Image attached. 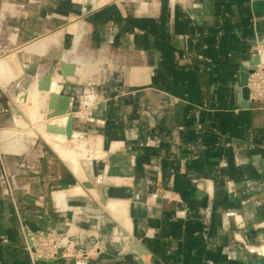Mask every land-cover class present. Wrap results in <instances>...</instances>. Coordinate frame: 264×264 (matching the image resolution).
Instances as JSON below:
<instances>
[{
  "label": "crops",
  "instance_id": "obj_1",
  "mask_svg": "<svg viewBox=\"0 0 264 264\" xmlns=\"http://www.w3.org/2000/svg\"><path fill=\"white\" fill-rule=\"evenodd\" d=\"M78 1L0 0V54L70 21L62 60L82 72L58 94L71 99L74 130L92 133L104 151L83 173L104 174L112 215V203L124 205L113 217L130 246L88 264H264V109L239 88L242 68L264 50V0H188L174 10L170 0ZM73 24L77 33L67 31ZM42 153H7L11 174L23 156L44 158L36 177L24 165L17 177L30 188L16 194L25 233L0 187V264H30L27 233L65 231L69 209L54 210L49 193L78 182ZM104 219L101 234L116 233Z\"/></svg>",
  "mask_w": 264,
  "mask_h": 264
},
{
  "label": "rangeland",
  "instance_id": "obj_2",
  "mask_svg": "<svg viewBox=\"0 0 264 264\" xmlns=\"http://www.w3.org/2000/svg\"><path fill=\"white\" fill-rule=\"evenodd\" d=\"M75 2H79L78 0H73ZM188 0H170V5L172 10L176 8L178 4H186ZM70 21L66 22V28L68 26V23ZM64 28H61L60 30H50L40 36L39 38H36L32 43L39 42L40 40L46 39L48 36L52 37L55 34L58 33L61 34L62 30ZM17 33V32H16ZM62 34H65L63 32ZM60 35L58 38V41H61V37L63 35ZM51 35V36H50ZM48 37V38H49ZM59 42L51 40L50 43H48L47 50L44 53L46 57L52 58L53 62L51 64V69L55 71V73L60 69L59 63L62 60V54L66 51L63 46H59ZM25 47V46H24ZM24 47L21 48H15L12 52L6 53L7 51H4L0 54V59L12 57V55H15L14 52L17 53V51H22ZM261 47L264 48V42L261 43ZM260 53H264V50H260ZM11 55V56H9ZM22 77V76H21ZM20 77V78H21ZM19 78V80H20ZM39 79H35L30 83L29 86L32 87V85L37 84ZM68 79H65L63 81V84L66 83ZM88 82V81H87ZM86 79L81 80V84L84 86L90 84L87 83ZM62 83V82H61ZM59 84V86L61 85ZM20 84V85H19ZM19 85V86H18ZM18 86V87H17ZM21 91L19 93L18 97H15L12 91H6V99L9 102H13L15 109L17 111V114L12 116L10 113L2 114L0 116V187L2 194L12 202L15 208V212L17 214V217L19 219L20 227L22 230H26L25 226L22 224L21 215H20V209H18V203L16 202V194L18 191L23 190L26 193L30 192V188L26 186H21L17 183V177L24 174L23 171H21L22 165L26 166V168H30V175L32 178L36 177L38 173L36 170L37 162H39L40 159H43L42 155H30L31 157L23 156L22 161L17 165L16 172L14 174H11L9 171V168L7 167L8 163V155L7 153L11 154V151L13 149H17V147L21 148L23 146L25 150H38L40 149L43 151V155L46 154L47 158L48 156H51V158H54L57 162H59L66 170L69 171L70 175L76 178V181L78 182L74 186H70L67 188H62L59 190H51L49 193V197L53 206L54 210H57L58 212H61L60 210H67L64 213L66 215H70L68 219L65 220V231L62 233H57L54 231H42L37 230L30 233H27L26 235V241H27V249L29 254V260L30 264H38L39 262H50L54 261L50 257V247L55 243V241H64V240H70L72 242L69 245V248L65 249V260H71L74 263L79 264L80 261H84V263L88 264L90 261H97L100 260L103 256L107 255L110 250L115 253L116 256H124L130 252L129 247L127 248V240L129 239L128 236H121L119 234L120 230H123L125 233H127L124 229H122L121 224L116 222L110 211H108V196L106 193V185L104 184V174L99 175H92L91 177L88 176V178L81 179L78 177L76 172L73 170V168L70 165L69 162L65 161V159H62V157L54 150V148L44 140L37 130V126L40 125L38 122H33L30 115L26 112V105L31 104L32 102L29 100L30 97V89L23 90V85L18 81L15 85H13V88H16ZM5 89L0 84V90ZM21 104V106H19ZM25 107L26 109L22 108ZM33 108V107H32ZM34 109V108H33ZM87 111L83 110L82 116H87ZM72 116L75 115V120L77 119V114L73 112L72 110ZM63 117V116H62ZM62 117L53 118L51 120H45L46 122H56L57 120L61 119ZM75 120L73 122V127L75 126ZM18 121V122H17ZM17 123V124H16ZM26 124L25 126H23ZM36 128V129H35ZM16 129V130H15ZM74 130V128H73ZM80 136L78 138L77 148L78 149H85L87 151L86 157H81L79 161L82 162L80 166H82V170H86L94 162H100L105 157L104 151L99 146V142L95 140V136L92 135V133L87 132L86 130H74ZM14 133V134H12ZM2 137H5L2 139ZM81 139V140H80ZM86 142L85 146H81V142ZM14 142V143H13ZM99 143V144H98ZM120 144V143H119ZM119 144L118 142H112L110 144V150L111 154L116 153L119 151ZM67 148L71 149H77L76 144L72 142H67L65 144ZM69 146V147H68ZM19 152V151H18ZM22 152V151H21ZM20 152V153H21ZM23 159L26 160L23 161ZM30 160L28 163L27 160ZM86 159V160H85ZM83 161H86L83 163ZM89 161V162H87ZM71 168V169H70ZM27 170V169H26ZM22 172V173H21ZM85 184H89L88 186ZM96 185V186H95ZM203 186H201L202 188ZM205 190H207V187H203ZM66 191V192H61ZM57 193V194H56ZM211 194V193H210ZM209 194V195H210ZM163 195V194H162ZM164 196V195H163ZM73 198L81 200L82 204L72 205L69 202H67V199ZM157 194H153V196L150 197V199L147 197L145 202L146 204H153V201L156 200ZM155 198V199H154ZM37 207L42 208V203H35ZM60 209V210H59ZM108 211V212H107ZM96 213V216L95 214ZM108 215L109 218L113 221V224L119 225L118 230L116 233L111 235H105L101 234L102 230L105 228V219L104 217ZM89 219V221L93 217H97V219H94L95 222L92 224V226L85 227L83 222H85L82 218ZM88 221V223H89ZM124 228V227H123ZM25 233V231H24ZM73 233L72 235H70ZM128 235V233H127ZM30 237L33 242L35 243L36 247L35 250L30 251V246H32L33 242L32 240H29ZM69 242V241H68ZM29 246V247H28ZM50 259H49V258ZM60 259L58 257L55 260Z\"/></svg>",
  "mask_w": 264,
  "mask_h": 264
},
{
  "label": "bare ground",
  "instance_id": "obj_3",
  "mask_svg": "<svg viewBox=\"0 0 264 264\" xmlns=\"http://www.w3.org/2000/svg\"><path fill=\"white\" fill-rule=\"evenodd\" d=\"M77 30H78L77 29V25H75V24L71 25L67 29V31L74 32V33L75 32L77 33ZM61 34L58 33L57 35L55 34L52 37L48 36L49 38L48 37L46 39L43 38V40H40L39 42H35V43H33V44L29 45V46L24 47V49L22 51L26 55L28 54L25 59L28 60L30 54H38L39 56L42 57V55H44V53L47 50L48 43H50L51 40L59 42L58 38H59V36ZM260 50L258 51V53L256 55L261 56L262 61H261L260 64L263 65L264 64V53L261 54ZM17 52H19V51H17ZM14 53L16 54V52H14ZM9 56H11V55H9ZM62 61L68 62L70 64H74L76 66V64L73 63V62L66 61V60H62ZM81 67H82V63L77 65V67H76L78 74L80 72H82ZM21 76H22L21 67L19 66L18 62L15 59H13V57H8L7 56V58H4L0 62V84L1 85H4V83H6L8 81L17 80ZM73 77L65 78L63 76H60L58 73H55V75L53 76L52 92L58 93V91L60 89L59 87L61 85H62V87H64L63 86L64 85L63 81L65 79H70V78H73ZM60 83H61V85L59 86ZM29 89H30L29 100L32 103L26 105L27 109L25 107H23V105H22V108L26 109V112L30 115V117H31L33 122H37V123L39 122L40 123V125L37 126V130H38L37 133H39L41 135V137L44 140H46V142H48V144H50L54 148V150L62 157V159H65V161L70 163L69 166H71L73 168V170L76 172V174L78 175L79 178L84 179L85 178V176H84L85 172L83 173L84 170H82L83 168H82V166H80V164H82V162H80L79 160L82 159L81 157H83V158L86 157L87 151L85 149H78L77 148V146H79V145H77V143H78V138L80 136H78V134L76 132H74L73 136L70 139H67L66 136L59 135V134H51V133L47 132V130H46L48 125H56V126H63V127L66 126V124L69 122V120L73 116L71 114H69V115L63 116L61 119L57 120L56 122L55 121L54 122L53 121L52 122H46L45 121L47 119L46 116L50 113V111L48 109L50 93L39 91L38 90V83L32 85V87H30ZM19 106H21V104H19ZM70 107H71V105H70ZM71 110H72V107H71ZM12 134H14V133H12ZM67 142H72V143L76 144L75 148H77V149L73 150L69 146H68L69 148H67L65 146V144ZM80 145L83 147V146L86 145V142L82 141ZM84 162H86V161H83V163ZM87 162H89V161H87ZM110 207L114 210V214H116L115 213L116 210H118V212L120 214L124 213L123 211L125 210L123 204L121 205V204H118V203H112L110 205ZM120 216H118V217L120 218ZM123 219H126V218H123ZM28 238H29V240H32L30 237H28ZM68 241H70V240H68ZM60 258H63V257L60 256ZM79 264H84V263H79Z\"/></svg>",
  "mask_w": 264,
  "mask_h": 264
},
{
  "label": "water",
  "instance_id": "obj_4",
  "mask_svg": "<svg viewBox=\"0 0 264 264\" xmlns=\"http://www.w3.org/2000/svg\"><path fill=\"white\" fill-rule=\"evenodd\" d=\"M23 51L17 52L15 55H12L13 59H15L19 66L21 67V73L22 77L17 80H12L4 83L5 89L0 90V115L10 113L12 116L17 114V111L15 109V106L13 102H9L6 99L5 92L6 91H12L15 97L19 96V91L17 87L13 88V85L20 83L23 85V90H27L30 83L34 80V78L39 79L38 80V90L43 92L50 93L49 95V103H48V109L50 113L46 116L47 120H51L56 117H62L65 115L72 114L71 110V100L66 95H61L56 92H52V83H53V76L55 74V71L51 69V64L53 60L51 58H47L45 56H39L38 54H30L28 60H26V56ZM4 59V58H3ZM0 59V62L3 60ZM261 56L257 55L253 59V61L246 67L242 68L239 88L245 89L247 86L249 75L256 69L257 65L260 63ZM59 70L57 73L60 76H63L65 78L67 77H73L75 75L76 66L74 64H70L65 61H61L59 63ZM4 81V80H3ZM65 85V83H64ZM63 85V86H64ZM75 120V116H73L69 122L66 124V126H56V125H48L46 130L47 132L51 134H59L66 136L67 139H70L73 136L74 130H73V122ZM89 185V184H85ZM119 234L121 236H127V234L120 230ZM138 252L140 253L141 250L138 249ZM143 254V253H141ZM61 256V251L59 252V257ZM139 264H145L143 260L139 261Z\"/></svg>",
  "mask_w": 264,
  "mask_h": 264
},
{
  "label": "built area",
  "instance_id": "obj_5",
  "mask_svg": "<svg viewBox=\"0 0 264 264\" xmlns=\"http://www.w3.org/2000/svg\"><path fill=\"white\" fill-rule=\"evenodd\" d=\"M262 59L260 60L261 63ZM258 64L256 69L249 75L247 86L245 89L248 93L249 102L256 103L262 105L264 109V64ZM71 233L70 235H72ZM33 240L31 241V243ZM72 242H68L67 240L55 241V243L50 247V257L52 260H55L59 257V252L61 251V257L65 256V249L69 248V245ZM35 243L33 242L32 246H30V251L35 250ZM49 258V257H48ZM50 259V258H49ZM79 263H84V261H80ZM86 264V263H85Z\"/></svg>",
  "mask_w": 264,
  "mask_h": 264
}]
</instances>
